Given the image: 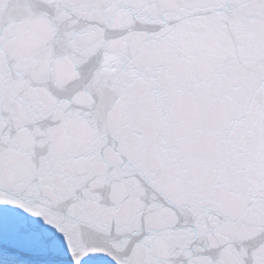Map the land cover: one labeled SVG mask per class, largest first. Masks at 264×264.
<instances>
[{"label": "snow or ice", "instance_id": "obj_1", "mask_svg": "<svg viewBox=\"0 0 264 264\" xmlns=\"http://www.w3.org/2000/svg\"><path fill=\"white\" fill-rule=\"evenodd\" d=\"M0 264H264V0H0Z\"/></svg>", "mask_w": 264, "mask_h": 264}]
</instances>
